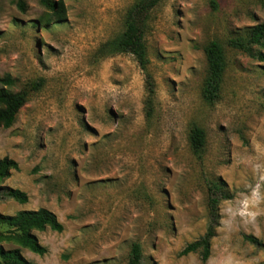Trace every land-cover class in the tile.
<instances>
[{"label":"rangeland","instance_id":"rangeland-1","mask_svg":"<svg viewBox=\"0 0 264 264\" xmlns=\"http://www.w3.org/2000/svg\"><path fill=\"white\" fill-rule=\"evenodd\" d=\"M133 2L63 0L65 18L44 24L39 0H0V77L27 91L0 128V158L18 165L0 179V213L43 207L62 224L32 231L46 252L22 248L31 264H264V47L251 56L226 45L264 23V0H161L144 26L152 94L131 53L99 52ZM210 40L226 57L212 104L200 93ZM211 181L231 197L202 261L179 252L206 230Z\"/></svg>","mask_w":264,"mask_h":264},{"label":"trees","instance_id":"trees-1","mask_svg":"<svg viewBox=\"0 0 264 264\" xmlns=\"http://www.w3.org/2000/svg\"><path fill=\"white\" fill-rule=\"evenodd\" d=\"M161 0H134L126 9L123 19V30L115 37L105 41L99 47L102 55L115 53H131L139 67L144 71L148 93L152 94V80L147 72L146 45L144 42V26L150 10ZM46 9L40 18L41 22L48 24L51 21H59L65 18V6L63 0H39ZM19 5L23 7L22 2ZM226 45L254 56L253 47H264V23H257L247 29L244 34L232 36L226 40ZM205 55V74L203 76L200 93L202 99L212 104L218 97L221 88L222 77L226 68V57L222 44L217 40H210L203 47ZM263 58L260 53H257ZM14 80L9 75L0 77V128L9 127L15 120L20 107L26 102L27 91L12 92L8 86ZM204 130L194 125L191 128L189 140L192 151L200 156L204 148ZM18 168L17 162L8 157L0 158V179L9 176L11 170ZM209 221L205 232L197 239L187 243L179 252L180 255L193 251H199L202 261L210 254V241L215 235L218 225V205L220 201L229 199L230 193L224 189L223 183L211 181L208 186ZM3 196L11 198L19 203L27 201V194L17 188L6 187L2 189ZM0 226L5 229L0 231V264H31L21 253L24 248L32 253L43 255L46 248L38 242L33 230L49 228L53 231H61L62 224L56 215L47 208L21 209L13 214L0 213ZM245 239L253 244L260 241L252 235H245ZM5 244L14 245L5 247ZM131 259L136 262L139 257V246L133 243L131 246Z\"/></svg>","mask_w":264,"mask_h":264}]
</instances>
